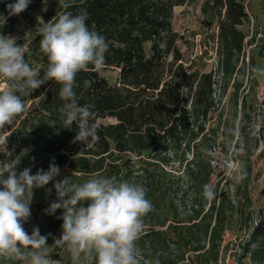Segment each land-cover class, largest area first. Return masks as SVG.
<instances>
[{"label": "trees", "instance_id": "16d2710c", "mask_svg": "<svg viewBox=\"0 0 264 264\" xmlns=\"http://www.w3.org/2000/svg\"><path fill=\"white\" fill-rule=\"evenodd\" d=\"M38 1L40 21L29 13L30 4L21 14L9 16L7 4L16 0H0V34L11 36L17 20H23L25 59L34 69H41L40 78L48 66L40 50L43 21H54L65 11L75 15L82 9L88 13L89 29L109 44L100 68L116 70V78L110 82L92 66L76 77L78 105H88L94 113L99 141L72 143L78 127L74 122L70 130L60 128L61 85L48 81L23 97L26 110L7 127L2 139L7 138V147L0 145V160L19 159L41 144L42 165L54 159L59 167L73 171L69 174L73 183L116 176L140 184L153 204L136 242L141 264H217L224 232L237 212L219 184L212 183L216 158L213 131L206 124L215 108L213 74L185 68L180 50L183 38L173 27L174 9L189 0H72L68 9L59 7L57 0H48L46 10L43 0ZM200 8L217 23L212 37L216 69L223 88L232 82L237 103L240 85L234 76L246 44L240 28L248 21L246 0H201ZM248 68L252 74V61ZM85 80L92 82L90 87H84ZM240 106L242 131L248 119L246 96ZM257 134L264 140V125H259ZM207 184L218 193L214 200L203 195ZM257 217L258 222L247 231L238 262L249 259L252 264H264V206ZM53 260L72 264L66 254ZM0 264L22 262L6 257ZM81 264L93 262L82 260Z\"/></svg>", "mask_w": 264, "mask_h": 264}, {"label": "clouds", "instance_id": "9594fccd", "mask_svg": "<svg viewBox=\"0 0 264 264\" xmlns=\"http://www.w3.org/2000/svg\"><path fill=\"white\" fill-rule=\"evenodd\" d=\"M57 2L64 9L72 4V0ZM30 3L31 0H16L7 4L9 16L21 14ZM43 3L46 10L48 0ZM87 19L88 13L82 9L75 15L65 11L54 21H43L40 50L48 66L42 78L41 69H34L26 61L24 45H18L15 37L0 34V80L8 82L7 87H0V130L26 110L23 97L54 81L61 85L59 96L64 101L59 108L63 124L60 128L70 130L76 122L78 131L72 143L99 141L94 113L88 105H78L74 90L77 74L90 71V66L98 69L104 65L109 49L106 38L89 29ZM91 83L85 80L84 87ZM0 145L7 147V138L0 140ZM19 164L20 160L12 158L0 160V257L22 264H53L55 248L66 247L72 264H81L82 260L93 264H141L136 242L144 230L143 218L153 209L146 188L116 176L93 177L82 183L71 182L69 176L57 179L61 169L54 159L47 170L41 168L35 174L31 167L18 170ZM50 183L52 187L46 188ZM40 188H45L46 196L55 189L56 200L44 210L45 214L62 210L57 217L62 220L61 234L53 237L51 245L47 243L51 234L42 235L38 226L29 234L24 227L31 217L34 190ZM203 195L211 201L218 193L207 184Z\"/></svg>", "mask_w": 264, "mask_h": 264}, {"label": "rangeland", "instance_id": "374dc122", "mask_svg": "<svg viewBox=\"0 0 264 264\" xmlns=\"http://www.w3.org/2000/svg\"><path fill=\"white\" fill-rule=\"evenodd\" d=\"M248 21L240 28L246 35V44L243 55L238 63V71L234 76L235 83L240 85L238 102L234 101V88L232 82L223 88V83L216 69V55L214 53L213 35L216 33L217 23L212 22L209 16L201 12V0H189L187 4L174 9L173 27L183 38L180 41V50L183 54L184 66L188 71L211 72L214 81L215 108L208 118L207 127L213 131L214 140L212 153L216 160V168L212 183H218L219 188L236 205V214L229 220L221 244V255L217 264H252L249 259L237 261L241 254L243 241L248 233L258 222L257 211L264 206V140L257 134L259 125H264V0H246ZM30 14L36 19L42 7L38 0H31ZM23 20H17L11 37L16 38L18 45H23L24 31ZM254 37V40L252 38ZM250 61L254 69L251 74L248 68ZM38 70V68H37ZM99 73L108 81L116 78V70L112 68H99ZM0 87H5L0 82ZM246 96V112L248 119L240 124V101ZM6 126L0 130V140L6 133ZM41 144L31 147L21 158L18 170L25 167L32 168V174L38 169L47 170L49 164L42 165L45 158ZM34 158V159H33ZM61 173L57 179L69 176L71 170L60 166ZM52 184L46 186L51 188ZM248 197V200L245 199ZM56 200L55 189L51 196H46L45 188L35 189L30 205L31 217L24 227L31 234L34 226H38L42 235H48L47 243H53V237L61 234L62 220L53 223L54 216L62 215V210H57L54 215H46L44 210ZM71 256L66 247L55 248L53 260L58 255ZM6 257H0L5 260ZM65 259V258H63Z\"/></svg>", "mask_w": 264, "mask_h": 264}]
</instances>
